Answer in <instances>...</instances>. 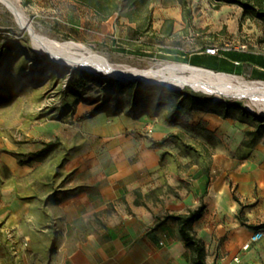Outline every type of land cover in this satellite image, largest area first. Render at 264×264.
<instances>
[{
	"label": "rangeland",
	"instance_id": "374dc122",
	"mask_svg": "<svg viewBox=\"0 0 264 264\" xmlns=\"http://www.w3.org/2000/svg\"><path fill=\"white\" fill-rule=\"evenodd\" d=\"M18 1L39 32L84 43L114 62L137 68L188 63L182 52L197 51L202 45L221 50L251 44L264 51V21L245 17L238 4L55 0L56 7L48 8L42 1ZM114 1L121 5H113ZM159 1L172 5H157ZM58 5H68L67 11L62 13ZM70 5L83 8L76 11ZM163 6L181 13L179 34L149 40L148 45L156 46L146 47L140 33L150 26L154 9ZM75 12L100 22L119 13L136 26L119 23L120 35L125 37L100 39L88 27L90 20L71 19ZM70 79L79 83L84 94L70 89ZM248 104L246 99L207 97L188 87L174 90L138 79L124 83L103 72L55 61L37 51L28 30L20 28L0 3V197L7 188L19 197L35 195L42 201L51 197L52 203L87 190L95 193L91 189L102 184L97 179L109 164L123 158L135 161L147 149L161 151L157 167L136 172L118 184L115 199L95 215L93 227L67 234L39 227L20 239L50 243L52 254L61 246L74 249L92 228L103 233L110 227L113 234H124L118 221L115 227L109 222L111 217L126 220L135 206L164 218L198 208L226 172L257 147H264V113ZM56 139L62 142L58 149L30 164L20 165L12 154L37 151L44 142ZM12 237L9 232L7 241ZM2 248L0 257L9 260L13 251Z\"/></svg>",
	"mask_w": 264,
	"mask_h": 264
},
{
	"label": "crops",
	"instance_id": "0c3cea01",
	"mask_svg": "<svg viewBox=\"0 0 264 264\" xmlns=\"http://www.w3.org/2000/svg\"><path fill=\"white\" fill-rule=\"evenodd\" d=\"M35 1H42L41 5L48 8L56 7L57 3L55 0ZM157 5L172 4L159 1ZM70 6L76 11L83 8L82 5ZM67 7L58 5L57 8L64 13ZM70 16L79 23L90 20L88 27L97 31L100 39L125 37L120 35L119 23L136 26L135 21L119 13L101 22L85 18L84 14L78 12ZM65 17L68 18L67 15ZM182 20L178 10L156 7L150 26L140 33V40L148 47L156 46L153 42L148 45L149 40L173 38L179 34ZM209 47L202 45L197 51L181 52L190 65L264 81V51L257 46L243 44L232 49H221L216 54L207 52ZM178 48L175 51L179 52ZM160 159V149H147L135 161L124 158L114 161L97 179V183L102 181V184L91 189L95 193L90 190L75 193L57 203H52L51 197L42 201L35 195L19 197L12 189H2L0 245L2 249L13 252L9 254V260L1 254L0 264H9L7 261H11V264H196L193 260L195 254L186 246L178 222L154 215L141 206L133 207L126 220L111 217L109 224L115 227L118 221L125 230L124 234L115 235L110 227L104 229L103 233L92 228L71 250L61 246L52 254L50 243L20 240L23 235L29 237L39 227L49 232L63 230L65 234L76 233L83 226L93 227L95 215L115 199L118 184L136 172L157 167ZM203 203L206 208L202 217L194 222L193 228L205 245L207 263L264 264V227L256 229L247 226L264 224V147H257L249 158L226 172L213 190L205 195ZM42 217L44 220L40 221ZM258 230L263 232L261 239L243 250L244 243ZM9 232L13 234L11 241H7ZM236 256L239 260H235Z\"/></svg>",
	"mask_w": 264,
	"mask_h": 264
},
{
	"label": "bare ground",
	"instance_id": "6f19581e",
	"mask_svg": "<svg viewBox=\"0 0 264 264\" xmlns=\"http://www.w3.org/2000/svg\"><path fill=\"white\" fill-rule=\"evenodd\" d=\"M0 3L14 15L20 28L28 30L37 51L55 61L93 72H103L124 83L136 78L147 85L158 84L172 89L188 87L207 97L246 99L248 105H254L264 113V81L247 80L188 63L171 62L148 68L117 63L84 43L52 38L39 32L24 13L18 0H0Z\"/></svg>",
	"mask_w": 264,
	"mask_h": 264
},
{
	"label": "trees",
	"instance_id": "16d2710c",
	"mask_svg": "<svg viewBox=\"0 0 264 264\" xmlns=\"http://www.w3.org/2000/svg\"><path fill=\"white\" fill-rule=\"evenodd\" d=\"M122 5H151L153 0H123ZM216 5L221 3L228 4H238L243 7L244 16L250 18H258L264 21V0H215ZM113 5H121L119 1H114ZM69 87L71 90L80 92V85L78 82H74L73 79L69 81ZM163 141L158 142L161 144ZM62 145L59 139L44 142L43 147L37 151H32L29 153L16 152L13 151L12 154L17 158L20 165L30 164L38 158H45L50 152L58 149ZM206 208V205L202 203L198 208L190 210L188 213L184 214H170L166 219H173L179 224L180 234L186 244L193 253L195 254L194 263L196 264H208L207 263V252L205 245L202 240L196 235L193 224L195 221L199 220ZM244 222V221H243ZM250 228H260L263 225L257 226L252 224H247Z\"/></svg>",
	"mask_w": 264,
	"mask_h": 264
},
{
	"label": "built area",
	"instance_id": "2783aa9c",
	"mask_svg": "<svg viewBox=\"0 0 264 264\" xmlns=\"http://www.w3.org/2000/svg\"><path fill=\"white\" fill-rule=\"evenodd\" d=\"M207 52H209L211 54H216L219 52V48L218 47H209L207 49ZM262 235H263V232L261 230H258V231H255L254 233H252L250 239L246 243H244L242 249L243 250L249 249L254 242H257L258 240L261 239ZM235 260H239V257L236 256Z\"/></svg>",
	"mask_w": 264,
	"mask_h": 264
},
{
	"label": "water",
	"instance_id": "95a60500",
	"mask_svg": "<svg viewBox=\"0 0 264 264\" xmlns=\"http://www.w3.org/2000/svg\"><path fill=\"white\" fill-rule=\"evenodd\" d=\"M131 80H137L136 78H132ZM139 80V79H138ZM169 89H172V88H169ZM174 90H177V89H174Z\"/></svg>",
	"mask_w": 264,
	"mask_h": 264
}]
</instances>
